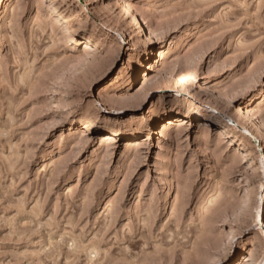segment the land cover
Returning <instances> with one entry per match:
<instances>
[{
  "label": "rangeland",
  "instance_id": "1",
  "mask_svg": "<svg viewBox=\"0 0 264 264\" xmlns=\"http://www.w3.org/2000/svg\"><path fill=\"white\" fill-rule=\"evenodd\" d=\"M126 1L0 0V264H264V0Z\"/></svg>",
  "mask_w": 264,
  "mask_h": 264
},
{
  "label": "bare ground",
  "instance_id": "2",
  "mask_svg": "<svg viewBox=\"0 0 264 264\" xmlns=\"http://www.w3.org/2000/svg\"><path fill=\"white\" fill-rule=\"evenodd\" d=\"M123 2H124V0H123ZM125 4L126 5L123 7V10H122L123 18H124V16L127 17V18H128V16H130L132 18V20L129 19L128 21H130L131 23H133V21H135L137 23L136 24L137 27L134 30L136 31V35L137 36H141L144 33V24L136 16V14L134 12V9H133L134 7L132 6V4L128 3L126 0H125ZM63 21H67V17H64ZM69 32L72 33L73 29H69ZM178 68L181 70V72L178 75L179 76H183L181 80H185L187 82H188V80H191V79H194V80L196 79L197 81H200V82H202L204 80L199 75L198 69L196 67H194V66H191V67L189 66L186 69L185 68H181V67H178ZM169 72H175V68L169 70ZM160 86L161 85H160V83L158 81H152V80H150V77L148 75H146L145 77H142L141 81H139V82H137V83H135L133 85L129 98L138 107H143V105L146 106L145 101L147 99L151 98L156 93H158L161 90ZM150 88L153 91H150L149 90ZM156 121H157L156 108L155 107H151L149 109L148 114L145 117V129H144V132L148 133L147 134L148 137L151 134L152 126H154L156 124ZM93 124H94V121L92 119H87L84 122L85 128H87V129L91 128L93 126ZM118 134H120V131L118 129H110V130L102 133L100 135V138H101V141H108V140H112V139L116 138V136H118ZM138 135H139V133H136L133 136L136 139V138H138Z\"/></svg>",
  "mask_w": 264,
  "mask_h": 264
}]
</instances>
